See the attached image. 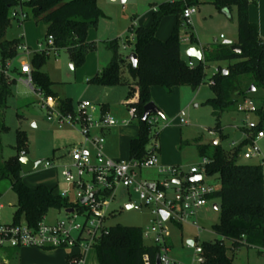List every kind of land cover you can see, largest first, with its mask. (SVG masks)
<instances>
[{"label":"rangeland","instance_id":"rangeland-1","mask_svg":"<svg viewBox=\"0 0 264 264\" xmlns=\"http://www.w3.org/2000/svg\"><path fill=\"white\" fill-rule=\"evenodd\" d=\"M176 1L128 0L123 7L120 0H98L97 5L104 12V16L99 20L97 28L90 31L91 39H95L97 47L87 56L85 64L73 70L65 50L52 52L47 57L44 71L54 83L53 90L60 99L71 100L74 107L82 101L90 102L98 109L105 108L108 115L120 122V125L113 129L106 146L109 154L121 161L129 160V141L137 137L139 130V122L131 121L129 113L131 107L127 105L132 101L128 98L130 86H114L105 96L106 89L89 83V80L98 71L106 68L112 60L113 52L108 48L110 42L117 40L119 54L126 58L133 53L135 30L144 27L141 24L147 22V18L144 17L146 12L155 11L163 3ZM249 1L251 2L250 19L257 25L259 37L264 42V0ZM195 7L197 12L190 23L183 20V24L179 27L182 44L181 58L186 63H190L187 50L192 46L204 50L215 43L229 41L236 44L238 42L236 7H232L229 14L217 10L213 0H199V4ZM175 23L176 16L164 17L157 37L163 41L169 38ZM45 34V25L37 23L34 19L21 24L13 21L7 32V39H20L30 47L31 51L37 52L39 44L47 42ZM221 35L224 39H220ZM32 58L33 55L28 58L26 55H21L20 61L16 62L17 69L12 74L15 81L7 82L9 95L5 104H0V164L17 155V137L23 134L26 139V146L23 149L27 152V156L32 161L41 162L34 172L22 174L23 182L30 187L48 184L50 188L58 185L62 188L64 182L61 169L46 170L43 164L47 161L59 164L58 155H67L69 150L78 145L82 137L78 134V129L70 124H64L60 128L55 118L49 120L47 110L41 107V99L33 90L19 82L21 61H31ZM233 63L220 62L207 65L205 69L207 83L198 90L180 87L170 94L163 87L155 86L151 89L152 102L164 115L159 117L156 127L159 132L156 143L159 150L156 155L160 166L177 167L184 173H189L191 168L200 167L203 164L198 146H208V152L211 153L215 140H218L229 154H233L235 149L240 150L238 164L264 166V139L258 142L262 152L260 159L244 158L245 152L250 149V143H245L247 124L261 123L264 128V115L260 117L256 113L239 112V107L247 101L252 102L257 110L261 109L264 113V88L257 86L255 90L250 91L254 87L255 78L252 75L238 78L234 87L242 94L235 93L231 97L234 104L219 111L217 115L213 114L214 109L209 105V101L217 96L215 85H210V78L221 71L219 68L226 71L227 67ZM182 112L186 114L188 122L186 125L180 124L179 115ZM141 178L152 183L167 179L166 176L159 174L158 168L143 169ZM203 183L206 186L220 188L219 176L204 175ZM129 200L128 192L120 188L116 200L110 206V216L106 225L108 227L118 224L140 227L144 231L145 245H156L158 235L152 233L153 214L149 209L141 211L128 209L126 206ZM132 201H136L134 196ZM220 202V199L211 200L208 206L199 212L197 219L202 229L200 234L195 227L189 225L179 227L172 222L165 223V237L172 258L183 263H192L196 254L195 249L188 245L189 240L196 241L199 245L220 241L230 248L229 243L213 231L221 215L220 209H215L214 205H219ZM0 205L2 206L0 210L2 222L12 223L17 211V196L11 189L8 179L0 181ZM46 221L48 225L64 222L68 227L70 226L69 218L63 210H51L46 216ZM83 223L84 218L79 216L74 225L82 226ZM73 236L76 237L77 234L74 233ZM80 252L77 248L44 250L28 247L21 249L18 254L16 250H5L3 254H0V264H71V257ZM228 256L233 258L234 264H264V255L257 247H241L235 252L229 250ZM82 264H99L95 249L92 248L85 254Z\"/></svg>","mask_w":264,"mask_h":264},{"label":"trees","instance_id":"trees-1","mask_svg":"<svg viewBox=\"0 0 264 264\" xmlns=\"http://www.w3.org/2000/svg\"><path fill=\"white\" fill-rule=\"evenodd\" d=\"M188 6H196L199 0H186ZM98 0H0V57L3 62L17 57V46L20 39H7V32L12 26L11 10L21 6L28 14V20L34 19L46 27L45 38L53 37L54 49L65 50L69 56L73 70L81 68L87 56L97 47L95 41L89 39L91 29H96L104 12L97 5ZM249 0H213V5L220 12L229 14L232 7L237 11L238 42L242 47L240 53L232 51L231 46L215 43L203 50L204 61L191 59L196 66L191 68L181 58L182 44L179 27L183 24V12L186 5L181 2L163 3L154 11L152 23L148 27L137 28L132 43L133 52L138 55L137 69L123 58L118 51V41L108 44L113 52L109 65L97 73L89 83L111 89L114 86H130L127 105L136 107L139 130L136 138L129 144V158L137 163L144 161L150 152L148 146L152 139L157 140L159 132L147 123L142 124L144 107L152 102L151 89L159 86L172 93L175 88L190 87L198 90L206 84L205 69L211 63L234 62L227 70L214 74L210 80L215 81L216 98L209 101L214 109L213 114L234 104L233 95L242 92L234 87L235 81L244 76L255 78L254 88H264V42L259 37L258 27L250 19ZM176 16V23L171 35L165 41L157 37L161 21L167 16ZM46 53L33 55L31 63L34 88L47 97L58 99L53 90V82L44 71L47 61ZM9 95L8 83L0 77V104L3 105ZM63 113H70L74 106L71 100H58ZM106 111V109H103ZM257 116L264 115L263 110H257ZM158 117H164L163 112ZM264 130L259 123L257 134ZM245 134L249 133L246 129ZM245 143H250L246 138ZM26 146L23 134L17 137V155L9 161L0 164V181L8 179L11 189L17 196V211L14 223L22 220L36 228L51 210H64L70 205L57 193V187L46 185L27 186L19 165V158ZM201 157L208 160L205 166L206 176H219L220 188L210 197L220 199V221L213 227L215 234L229 243H203L205 264H234L228 251L235 252L241 247L255 248L264 245V166L240 165L237 159L239 149L233 154L226 152L219 144L209 147L198 146ZM169 247V246H168ZM170 248V247H169ZM96 250L99 264H146L144 258L149 257L150 264H156L160 248L157 245L146 246L144 231L140 227L115 225L109 233L103 236L93 247Z\"/></svg>","mask_w":264,"mask_h":264},{"label":"built area","instance_id":"built-area-1","mask_svg":"<svg viewBox=\"0 0 264 264\" xmlns=\"http://www.w3.org/2000/svg\"><path fill=\"white\" fill-rule=\"evenodd\" d=\"M23 1V0H22ZM186 5L183 12V19L190 23L191 18L196 14L195 6H188L186 0H177ZM11 19L19 24L28 19L27 12L17 6L11 10ZM224 39V36H220ZM185 42V40H184ZM39 51L36 53L55 52L54 39L49 37L46 44H39ZM18 55L13 60L3 62L0 57V77L7 82L15 81L12 77L16 70V62L20 61L21 55L27 58L36 54L30 47L21 42L17 46ZM202 52V61L204 53ZM191 68L196 66L195 62L189 63ZM19 72L21 78L19 82L27 88L33 90L37 97L41 99V107L48 112V119L58 121L60 128L64 124H70L78 129L83 139L82 144L75 145L68 151L66 162L55 163L47 161L43 164L46 170L61 169V177L64 185L58 188L56 193L64 200H67L69 207L63 211L69 218L68 227L64 222H57L48 225L46 217L38 224L36 228L30 227L26 221L20 223L6 224L2 222L0 212V254L5 250H21L28 247H34L44 250H55L58 248H77L81 252L71 257V264H82L85 254L92 249L95 244L109 233L110 227L106 225L110 213L109 209L116 200L117 192L120 188L125 189L129 195L130 209L141 211L149 209L154 216L152 220V233L158 235L157 246L160 248V264H187L175 260L170 256V248L166 242V222L182 227L189 225L195 227L200 234L202 229L199 226L197 216L201 209L208 206L210 197L218 190L213 186H206L203 183L205 175V166L208 164L206 158L200 167H193L189 173H184L177 167L160 166L157 158L159 150L158 140L152 139L148 149L150 155L141 163L133 160L121 161L110 158L106 154V135L105 132L120 125L113 117L108 115L102 108L98 109L90 102L82 101L74 107L70 113H63L59 108V103L54 97H47L42 92H37L34 88L32 68L30 61H21ZM210 85H215L211 80ZM44 97V98H43ZM257 111L252 102H245L239 107V112L250 114ZM131 121H138L136 107L130 108ZM181 125H186V114L179 115ZM159 117L152 115L148 117L146 123L154 130L158 125ZM124 125L125 122H123ZM259 124L249 122L247 124L246 138L250 139V149L244 154V158L260 159L262 152L258 142L264 139V130L257 134L253 132ZM151 147V148H150ZM27 156L25 152L20 157ZM158 168L159 174L167 177L163 182H148L141 178L143 169ZM202 176L199 182H190L194 176ZM180 179L176 184L172 181ZM150 186H153L151 188ZM133 196L136 201H132ZM2 206L0 205V210ZM72 210V213H68ZM161 211L168 214L166 220L163 219ZM82 216L84 223L82 226L74 225L76 219ZM77 236L74 237L73 234ZM150 235V233H147ZM196 258L190 264H205L206 259L203 256V248L194 241ZM259 252L264 255V245L257 247ZM146 264H150L148 256L144 258Z\"/></svg>","mask_w":264,"mask_h":264},{"label":"water","instance_id":"water-1","mask_svg":"<svg viewBox=\"0 0 264 264\" xmlns=\"http://www.w3.org/2000/svg\"><path fill=\"white\" fill-rule=\"evenodd\" d=\"M127 1L128 0H120L121 4L123 6L126 5ZM224 44L230 45L232 51L235 52V53H240L242 51V47L237 45V44H232L229 41H225ZM187 55L191 59H196L198 61H202V52H201L200 47L192 46V47L188 48ZM126 60L129 61L132 64L133 69H137V66H138V55L136 53L133 52L130 55H128L126 57ZM253 90H255L254 87H252L250 91H253ZM108 93H109V89H106L105 96H107ZM160 113H161V110L156 106V104L154 102H151V103L147 104L144 107L141 123L145 124L147 119H148V117H150L152 115H159ZM213 144L217 145L218 144V140H215L213 142ZM40 163H41L40 161H32L28 156H23V157L19 158V165H20L21 173L23 175H26V174L34 172L38 168ZM201 180H202V176L198 175V176L192 177L190 179V182L194 183V182H199ZM172 182L178 184V183H180V179L176 178ZM150 187L153 188V186H150ZM126 207L128 209H130V205H127ZM214 208L215 209H219V206L218 205H214ZM67 212L68 213H72V210H68ZM161 214L163 216V219L166 220L167 217H168V214L166 212H164V211H161ZM188 244L193 245V242L189 241ZM156 264H160L159 256L157 257Z\"/></svg>","mask_w":264,"mask_h":264},{"label":"crops","instance_id":"crops-1","mask_svg":"<svg viewBox=\"0 0 264 264\" xmlns=\"http://www.w3.org/2000/svg\"><path fill=\"white\" fill-rule=\"evenodd\" d=\"M123 7H125V6H123ZM153 13H154V10H150V11H147L146 12V14L144 15V17H146L147 18V22L145 23V24H141L142 26H144V27H148V26H150L151 25V23H152V17H153ZM174 27V26H173ZM222 36V35H221ZM89 39L91 40V41H95V39H91V35H90V32H89ZM168 39V38H167ZM163 41V40H162ZM96 42V41H95ZM97 43V42H96ZM33 52V51H32ZM34 53H36V51H34ZM190 59V61H191V58H189ZM194 60H196V59H194ZM100 71H98L97 73H99ZM96 73V74H97ZM95 74V75H96ZM94 75V76H95ZM20 76H21V74H20ZM153 88V87H152ZM175 89H177V88H175ZM174 89V90H175ZM173 90V91H174ZM194 90V89H193ZM109 93H110V89H109ZM108 93V94H109ZM59 98V97H58ZM60 99V98H59ZM63 100H66V99H63ZM57 101H58V99H57ZM113 129L114 128H112L111 130H109V131H107V132H105V135H106V140L108 141L109 140V138L111 137V134H112V131H113ZM79 134V133H78ZM80 135V134H79ZM83 139L81 138L80 139V141H79V143H78V145L79 144H82V141ZM132 139H130V141H131ZM82 141V142H81ZM130 141H129V144H130ZM219 142V141H218ZM108 144V142H106V145ZM106 154L110 157V158H112V159H115V160H119L118 158H116V157H112L110 154H109V152H108V150H107V146H106ZM130 159V158H129ZM57 161H59V163H64L65 161H66V157H65V155L64 154H61V155H58V157H57ZM56 170V169H55ZM55 170H52V171H55ZM47 187H49V185L47 184L46 185ZM51 187V186H50ZM49 187V188H50ZM55 187H57V188H60V186L58 185V186H55ZM189 241H191V240H189ZM188 241V242H189ZM193 242V241H192ZM194 243V242H193ZM189 246H193V245H190V244H188ZM17 252V254L20 252V250H17L16 251Z\"/></svg>","mask_w":264,"mask_h":264}]
</instances>
